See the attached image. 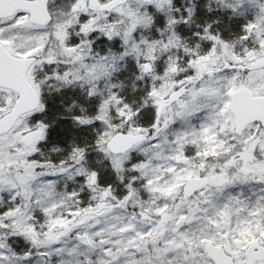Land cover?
I'll list each match as a JSON object with an SVG mask.
<instances>
[{"label":"snow or ice","instance_id":"snow-or-ice-1","mask_svg":"<svg viewBox=\"0 0 264 264\" xmlns=\"http://www.w3.org/2000/svg\"><path fill=\"white\" fill-rule=\"evenodd\" d=\"M0 264H264V0H0Z\"/></svg>","mask_w":264,"mask_h":264},{"label":"rangeland","instance_id":"rangeland-1","mask_svg":"<svg viewBox=\"0 0 264 264\" xmlns=\"http://www.w3.org/2000/svg\"><path fill=\"white\" fill-rule=\"evenodd\" d=\"M176 2L179 4L180 0H176ZM201 2H202V0H201ZM183 3H185V4L188 3V0H183ZM213 3H214V0H213ZM224 22L227 23V20L225 19ZM240 23H243L242 19L234 21V26L238 28ZM220 26L222 27L223 25H220ZM181 30H182V32L184 34H189L190 35L191 31H196L197 29H195L194 26L192 28H188L186 26H181ZM130 73H129V77H131ZM64 97H66L65 99H68V100L64 101L65 100ZM69 97H73L75 99H79V97H77V93L72 91V90H69V89L61 90V92H59V93L55 92V89H53V92H52L50 97L48 96L47 93H45V98H46V103H47V109H46L45 114H47L48 108L50 106L49 105L50 102L52 103L51 99H55L56 98L58 100L59 105L61 104V101H64L63 105H67V104H69L71 102ZM53 108L58 110L59 106L54 104ZM47 119H48V117H47ZM174 127H178V125H174ZM75 130H76L77 135L80 134L77 129H75ZM73 131H74V129L71 127V125L67 121H65V120H60V121L56 120V123L50 129V134L52 135V132H53V134L55 133V134H58L60 137H63L68 132H73ZM59 142L66 143V141H59ZM138 158H140V157L136 156V154L133 153V159H138ZM73 187H75V185L69 183V185H68L69 190H71ZM117 188L119 190V186L118 185H117ZM81 196L85 197L86 193H81Z\"/></svg>","mask_w":264,"mask_h":264},{"label":"trees","instance_id":"trees-1","mask_svg":"<svg viewBox=\"0 0 264 264\" xmlns=\"http://www.w3.org/2000/svg\"><path fill=\"white\" fill-rule=\"evenodd\" d=\"M198 22H202V20L201 21H198ZM131 72V67H129V69L127 70V71H125L124 69H121V73H120V76H121V78H123L124 76H128L129 77V73ZM128 83H129V85H130V83H131V77H129V81H128ZM66 97H64V99H65ZM68 99H65L64 101H67ZM77 100H79V99H77ZM51 101H52V103L50 102V106H49V108H48V111H47V114H45L46 115V117H48V120H65V121H67L70 125H71V122L69 121V119H57V114L58 113H60V112H62L63 111V106H62V104H60L59 105V103H58V100L55 98V99H51ZM63 101V102H64ZM54 104H56L57 106H59V108H58V110H56V109H54L53 108V105ZM74 129V128H73ZM74 131L76 132V130L74 129ZM73 131V132H74ZM72 132H68L67 134H65L64 136H63V139H59V141H66L69 137H70V134H71ZM79 135V134H78ZM58 138H61L58 134H53V132H52V135L49 133V139L51 140V141H53V142H56L57 141V139ZM62 145H64L65 143H63V142H60Z\"/></svg>","mask_w":264,"mask_h":264}]
</instances>
